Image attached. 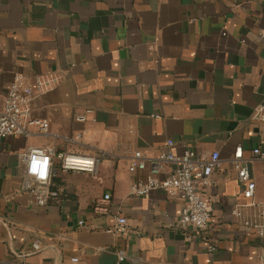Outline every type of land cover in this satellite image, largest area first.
Here are the masks:
<instances>
[{
	"label": "crops",
	"instance_id": "obj_1",
	"mask_svg": "<svg viewBox=\"0 0 264 264\" xmlns=\"http://www.w3.org/2000/svg\"><path fill=\"white\" fill-rule=\"evenodd\" d=\"M258 31L264 0H0V111L18 78L34 93L30 119L48 123L44 140L98 159L95 173L55 161L58 194L39 205L21 187L24 136L3 138L0 264H264V240L230 213L246 200L236 147L264 200V159L253 158L254 149L264 155V120L252 118L264 110V37H250ZM130 115L144 161L167 137L202 155L219 150L210 183L196 181L210 210L204 230L178 223L182 194L132 193L147 170L131 172L122 153L117 127ZM104 193L127 219L118 243L105 230L114 219L91 207Z\"/></svg>",
	"mask_w": 264,
	"mask_h": 264
},
{
	"label": "built area",
	"instance_id": "obj_2",
	"mask_svg": "<svg viewBox=\"0 0 264 264\" xmlns=\"http://www.w3.org/2000/svg\"><path fill=\"white\" fill-rule=\"evenodd\" d=\"M251 39L260 41L264 37V31L252 34ZM37 91L43 88V81L39 76L34 77ZM33 91L22 88L18 78L9 87L4 98L3 107L0 111V143L7 135H23L25 138L24 149L17 152V158L24 166L21 187L27 192L32 201L39 205H45L57 196L58 191L51 187L50 175L52 166L56 161L60 169L64 171L95 173L97 157L77 154L64 150L57 151L54 142L44 140V133L48 129V123L41 119H30V103ZM82 120L84 115H78ZM252 118L264 120L262 107H255ZM28 124L37 126L36 133L28 130ZM119 131V143L123 146L122 153L128 156V169L135 172L137 169H146L145 179L132 186V193L147 195L151 190H160L166 194H182L184 204L178 223L191 225L195 230H204L208 224L210 210L207 201L196 190L197 179L204 185L210 183V175L214 168L219 165V150L214 149L208 155H202L186 139L175 141L167 137L161 151L148 161H144L137 149V131L134 116L122 117ZM176 145L182 150L176 151ZM253 158L264 159L259 149L253 150ZM233 166L237 171L240 181H245L243 190L245 201L231 207L230 213L244 225L251 226L256 235L264 240V200L254 199L255 183L250 178L246 164L242 162L241 147L234 151ZM93 212L97 215H110L114 222L105 230L114 236L116 243L120 242L128 232L127 219L123 215L110 209V194L104 193L92 203ZM81 223V222H79ZM33 247H39L34 242ZM264 261V247L260 254ZM71 264H77L78 258L71 257Z\"/></svg>",
	"mask_w": 264,
	"mask_h": 264
},
{
	"label": "trees",
	"instance_id": "obj_3",
	"mask_svg": "<svg viewBox=\"0 0 264 264\" xmlns=\"http://www.w3.org/2000/svg\"><path fill=\"white\" fill-rule=\"evenodd\" d=\"M54 186H55V185H54ZM54 186H51V187L55 189V187H54Z\"/></svg>",
	"mask_w": 264,
	"mask_h": 264
}]
</instances>
